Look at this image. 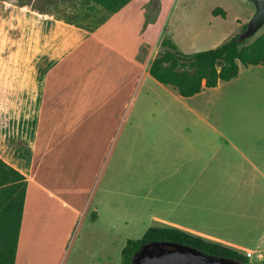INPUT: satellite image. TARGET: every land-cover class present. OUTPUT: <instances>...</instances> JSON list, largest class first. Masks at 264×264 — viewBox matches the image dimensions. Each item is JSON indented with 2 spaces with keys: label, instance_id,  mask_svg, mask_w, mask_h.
<instances>
[{
  "label": "rangeland",
  "instance_id": "obj_1",
  "mask_svg": "<svg viewBox=\"0 0 264 264\" xmlns=\"http://www.w3.org/2000/svg\"><path fill=\"white\" fill-rule=\"evenodd\" d=\"M216 8L224 14H214ZM254 12L251 0H130L106 19L114 25L102 35L114 38L103 54L104 49L94 44L100 29L90 35L64 20L71 17L92 25L104 13L100 6L87 0H0V155L7 158L24 150L25 157H31L34 144L39 150L37 177L28 187L20 226L30 217L37 230L20 259L18 243L15 263L121 264L126 240L141 237L154 225L137 201H129L139 192L111 185L108 176L125 135L143 127L132 115L140 113L141 101L161 87L146 76L133 88L125 83L118 97L126 101L108 106L121 114L115 121L95 117L102 83L121 60H131L138 67L137 76L161 50L163 38H170L185 54L216 47L240 34ZM263 30L264 25L256 35ZM255 36L241 40V46ZM255 69L240 85L237 103L242 127L264 130V65ZM68 101L71 105L65 104ZM259 251L264 246L255 253ZM248 260L264 264V258Z\"/></svg>",
  "mask_w": 264,
  "mask_h": 264
},
{
  "label": "crops",
  "instance_id": "obj_2",
  "mask_svg": "<svg viewBox=\"0 0 264 264\" xmlns=\"http://www.w3.org/2000/svg\"><path fill=\"white\" fill-rule=\"evenodd\" d=\"M104 22L97 27L102 33L94 35V44L104 49L103 54L108 52L107 42L114 38L111 34L103 37L114 25L111 18ZM120 62L113 64L114 69L102 83L97 97L100 105L95 110L98 119L119 121L121 114L108 106L126 101L118 97L120 89L127 82L133 88L141 77H152L149 65L139 68L135 76L134 69L138 67L131 60ZM260 65L263 64L240 65L236 77L204 87L188 97L153 78L161 90L144 98L142 111L132 115L143 127L130 130L123 138L108 181L111 185L126 186L127 191L130 188L132 194L138 191L129 201H137L143 216L154 226L176 227L240 251L264 246V130L243 128L237 103L240 85ZM103 69L109 74L108 67L103 65ZM65 104L71 105L70 101ZM35 145L31 157H25L24 150L13 151L7 158L0 155L27 178L21 225L27 212L28 187L37 177L35 158L39 150ZM103 171L101 163L99 174ZM91 213L98 217L94 209Z\"/></svg>",
  "mask_w": 264,
  "mask_h": 264
},
{
  "label": "trees",
  "instance_id": "obj_3",
  "mask_svg": "<svg viewBox=\"0 0 264 264\" xmlns=\"http://www.w3.org/2000/svg\"><path fill=\"white\" fill-rule=\"evenodd\" d=\"M129 1L87 0L100 6L104 12L92 25H83L71 17L64 20L92 31ZM218 12L224 14L221 9L213 10L214 14ZM246 25L242 26L243 30ZM256 64L264 65V30L243 46L239 34H235L216 47L191 54L182 53L170 38H163L161 50L149 64V73L158 82L170 85L181 96L188 97L204 87H214L219 81L236 77L240 65ZM26 189V176L0 157V264L15 262ZM164 241L193 246L207 254L249 263V258L243 252L222 243L176 227L150 226L141 237L126 240L120 251L121 264H131L134 253L142 245Z\"/></svg>",
  "mask_w": 264,
  "mask_h": 264
},
{
  "label": "water",
  "instance_id": "obj_4",
  "mask_svg": "<svg viewBox=\"0 0 264 264\" xmlns=\"http://www.w3.org/2000/svg\"><path fill=\"white\" fill-rule=\"evenodd\" d=\"M255 12L239 34V40L251 38L264 25V0H251ZM131 264H249L231 258L207 254L201 250L176 242H150L142 245L132 257Z\"/></svg>",
  "mask_w": 264,
  "mask_h": 264
},
{
  "label": "bare ground",
  "instance_id": "obj_5",
  "mask_svg": "<svg viewBox=\"0 0 264 264\" xmlns=\"http://www.w3.org/2000/svg\"><path fill=\"white\" fill-rule=\"evenodd\" d=\"M35 224H36V221L34 218L32 219L29 217L25 220V224L23 226V232L21 235V243L19 247V250L21 252L20 254L22 255H23L22 251L24 252L25 248L27 249V247L31 245L30 239L35 236V233L37 230V227L35 226Z\"/></svg>",
  "mask_w": 264,
  "mask_h": 264
},
{
  "label": "built area",
  "instance_id": "obj_6",
  "mask_svg": "<svg viewBox=\"0 0 264 264\" xmlns=\"http://www.w3.org/2000/svg\"><path fill=\"white\" fill-rule=\"evenodd\" d=\"M244 254L248 258H255L257 261H261L264 258V251L255 253V250H244Z\"/></svg>",
  "mask_w": 264,
  "mask_h": 264
}]
</instances>
